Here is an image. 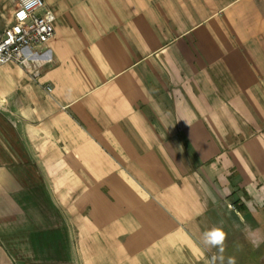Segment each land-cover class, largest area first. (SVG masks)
Returning <instances> with one entry per match:
<instances>
[{"label":"crops","instance_id":"0c3cea01","mask_svg":"<svg viewBox=\"0 0 264 264\" xmlns=\"http://www.w3.org/2000/svg\"><path fill=\"white\" fill-rule=\"evenodd\" d=\"M43 2L53 64L0 66V264H215L213 229L264 264V0Z\"/></svg>","mask_w":264,"mask_h":264},{"label":"built area","instance_id":"2783aa9c","mask_svg":"<svg viewBox=\"0 0 264 264\" xmlns=\"http://www.w3.org/2000/svg\"><path fill=\"white\" fill-rule=\"evenodd\" d=\"M8 2L15 7L12 23L0 30V66H18L37 81L43 68L53 64L52 57L43 49L56 36L57 17L43 0Z\"/></svg>","mask_w":264,"mask_h":264},{"label":"rangeland","instance_id":"374dc122","mask_svg":"<svg viewBox=\"0 0 264 264\" xmlns=\"http://www.w3.org/2000/svg\"><path fill=\"white\" fill-rule=\"evenodd\" d=\"M6 4L8 6V11L13 10L15 7L12 3L7 2ZM239 238H241V235L235 234L234 236H230L229 239H226L227 241L224 240L222 252L218 247H214L213 250L210 251L211 256L217 258L215 259V264H229L230 261H233L234 264H243L242 254L245 252V254H247L246 256L250 255V248L246 244H243ZM229 243H232V245H228ZM244 264H246V262H244Z\"/></svg>","mask_w":264,"mask_h":264},{"label":"clouds","instance_id":"9594fccd","mask_svg":"<svg viewBox=\"0 0 264 264\" xmlns=\"http://www.w3.org/2000/svg\"><path fill=\"white\" fill-rule=\"evenodd\" d=\"M219 233L220 239L215 238L214 234ZM225 240V233L220 229H213L210 232L205 233V243L214 247H218L220 251H223V243ZM229 264H234L233 261H230Z\"/></svg>","mask_w":264,"mask_h":264},{"label":"snow or ice","instance_id":"6c2138e0","mask_svg":"<svg viewBox=\"0 0 264 264\" xmlns=\"http://www.w3.org/2000/svg\"><path fill=\"white\" fill-rule=\"evenodd\" d=\"M214 236H215V238H217V239H220V238H221L219 233H215Z\"/></svg>","mask_w":264,"mask_h":264}]
</instances>
